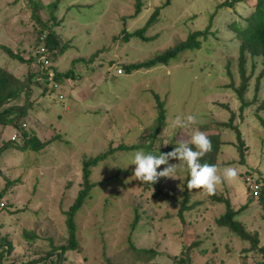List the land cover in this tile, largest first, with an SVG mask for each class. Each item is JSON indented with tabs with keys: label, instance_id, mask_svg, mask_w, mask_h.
I'll list each match as a JSON object with an SVG mask.
<instances>
[{
	"label": "rangeland",
	"instance_id": "rangeland-1",
	"mask_svg": "<svg viewBox=\"0 0 264 264\" xmlns=\"http://www.w3.org/2000/svg\"><path fill=\"white\" fill-rule=\"evenodd\" d=\"M54 1L0 0V45L24 58L34 56V36L39 25L31 17L37 12L40 22L48 21L51 18L49 5ZM142 1L145 8L125 23L122 18L133 13L132 0L58 2L54 12L58 23L50 25L53 23L50 21L48 27L60 36L62 51L58 55L56 50L49 52L52 57L56 55V59L51 58L45 69L49 74L52 69L59 73L70 71L74 76L64 79L57 88L51 83L39 86L32 81L27 92L30 105L26 116L20 118V122L27 125L24 131L34 133L46 146L40 152L22 149L20 132L13 125L0 123V202L6 206L0 209V246L6 249L4 239L10 241L15 264H49V260L44 263L38 259L45 256L50 242L56 246L63 243V211L80 187L82 157L96 156L109 149L110 143L112 148L120 144H146V134L154 126L156 117L151 92L164 101L167 126L158 136L162 138V150L178 132L181 136L192 134L198 130V125L226 121L229 113L215 103L228 104L231 110L238 107L231 90L222 88L230 83L227 72L236 84L239 81L238 45L227 26L234 21L243 27L244 18L252 12L256 0H238L230 9L233 15L227 8L218 10L213 23L219 42L213 35L208 37V41L217 46L209 41L206 47L185 52L167 66L126 74L122 67L146 61L185 39L188 33L206 29L209 16L225 0H172L170 6L161 10L158 22L146 31L147 37L157 36L156 39L149 42L135 38L127 42L120 40L122 30L131 33L141 29L153 9L165 0ZM41 45L37 48H43ZM0 67L17 78H22L27 71L36 75L41 72L35 56L25 65L1 50ZM263 68L261 59L247 62V75L252 76L246 95L249 100L264 97V77L256 89V79ZM118 69L122 73H118ZM41 87L47 90L46 94L41 93ZM188 114L196 117L194 124L172 128L171 123L177 116L183 118ZM243 117L240 128L249 148L245 164H239L238 152L232 145L234 134L229 130L221 132V139L227 145L218 157L221 164L218 169L222 174L224 168L235 167L238 177L218 185L216 191L230 199L238 221L247 231L256 232L260 246H264L263 212L255 200L247 199V187L241 176L247 167L264 175L263 133L253 116V108ZM13 137L16 143L12 142ZM141 149L148 153L143 147L117 151L92 169L90 180L98 185L76 217L80 251L67 252L62 264H105L103 255L113 264H148L134 254L137 251H131L127 237H131L136 250L156 252L149 264H172V256L184 252L182 246L193 240L199 242V248L207 250L204 255L194 251V264H252L261 260L260 253L249 251L248 242L214 223L224 207L209 206L203 189L194 195L205 203L197 204L185 216V223L170 217L177 213L182 195L177 184L180 185L183 178L175 173L174 178L161 179L173 191L180 188L173 198H151L138 184L135 165L131 164L134 153ZM151 154L158 155L157 152ZM169 164L174 163L169 160ZM166 166L161 165L157 171ZM135 211L139 219L132 229ZM25 231L27 236H23ZM32 234L37 236L34 241ZM1 261L7 264L6 258Z\"/></svg>",
	"mask_w": 264,
	"mask_h": 264
},
{
	"label": "trees",
	"instance_id": "trees-1",
	"mask_svg": "<svg viewBox=\"0 0 264 264\" xmlns=\"http://www.w3.org/2000/svg\"><path fill=\"white\" fill-rule=\"evenodd\" d=\"M59 1L61 0H55L54 3L49 5L51 18L48 21L40 22L36 14L37 12H34L31 17V19L35 20L39 25V28L36 29V33L34 36L33 52L35 57L37 56L36 51L40 49L37 48L40 43H42L41 46L47 54H49V52L54 53V51L56 50L58 55L62 51V49H60V36L55 35V32L51 31V28L48 27L50 25H55L58 23V21L55 22L56 17L54 16V12L58 7ZM132 1L133 13L129 16L123 17V23L126 22V19H133L137 17L142 11V9L145 8L142 0ZM237 1L238 0H225L223 4H219L215 8L216 11L214 10L215 12L211 16H209V25L206 27V29L202 31L197 30L188 33L185 39L176 41L173 46L163 50L161 53L156 54L154 57L147 59L146 61L122 67V71H124V73L126 74H130L131 72H136L139 70L148 71L157 66H167L172 61H174L177 56L188 51L200 50L203 46L206 47L207 44H209L210 42L212 43L213 41H208V37L212 35L214 36L215 40L219 42V39L217 37L218 33L217 31H214V26H216L213 23L215 20L214 15L221 8H227L229 10L233 9L237 4ZM240 1L245 2L246 0ZM171 2L172 0H165L161 6L155 7L152 13L150 14L149 18L147 19L145 25L141 29L135 30L131 33L122 30L120 34L123 36H121L122 38L120 40L127 42L130 39L135 38L143 42H149L151 40L156 39L157 36L147 37L145 35L146 31L148 29H151L158 22V17L161 14V10L170 6ZM30 3H32V1ZM230 12V15H233V12L231 10ZM50 21H52L53 23L49 25ZM244 21L245 25L243 27H240L234 21L232 22V24L227 26L232 31L231 35L235 37L233 38V40L236 41L238 45L236 67L239 81L238 84H236L230 72H227V76L230 79V83L226 87H222L223 89L231 90V94H233L234 98L238 101V107L235 110H231L228 104L215 103V105H217L221 109L226 110V112L229 113L228 119L224 122H210L197 126V129L203 132H217L216 134H207L208 138L211 140L212 143V151L205 154L200 161L201 163L214 164L217 166V168H219V166L221 165L220 163H218V157L220 154L223 153V147L227 145V143L221 139V132H223L224 130H229L234 134V142L232 143V145L234 149L238 152L239 164H245L246 152L249 150V148L243 136L240 125L244 122L243 116L245 112L250 108H253V116H255V118L261 125L263 133V138L261 141L262 143H264V117L262 116L264 115V97L259 99L257 98V96H255L252 100H249L246 97L247 93L249 92V83L252 79V76L247 75L246 65L248 60L261 59L264 62V0H256V4L252 12L249 14V16L244 18ZM217 25H221V23H217ZM41 37H43L42 40H40ZM213 43L215 46L218 45L215 42ZM0 50L8 54L13 59L19 61L21 64L25 65L26 62L30 64L34 57L33 55H29L28 58H24L22 54L14 53L11 49L3 45H0ZM53 58L55 60L56 55H54ZM228 66L229 64H227L226 67L228 68ZM49 72V70L45 69L42 71V74H40V72L36 75L35 73L27 71V73L22 78H17L7 69L0 67V123L13 125L14 129H16L17 132H20V135H22L23 139V146L21 147L22 149H29L33 152H40L46 146L45 142H42L37 137L33 136L34 133L25 132L24 129L27 125L25 122H20V118L26 116L27 107L30 105L28 102L27 92H29V90L31 89V82L33 81L36 84H39V86L41 84L50 83L51 85L55 84L59 86L62 84V81L64 79L67 80L73 78L74 76V74L70 71L65 73H59L55 71V69H52L53 78L49 80ZM263 77L264 68L256 79V89H258L259 83L260 81H262ZM41 90V93L43 95L46 94L47 90L45 88L43 89L41 87ZM151 95L155 102L154 109L156 112V117L154 119V126L152 127L150 132H147L146 134V144H120L117 148H112V143H110L109 149L104 150L102 153L89 158H87L86 156L82 157L80 187L72 203L65 211H63V243L61 245L56 246L53 242H50L48 245L49 249L45 253V256L39 258L38 261L47 263V261L49 260V264H62L64 262V257L67 252L80 251V241L77 236L76 217L82 207L91 198L92 190L98 185V182H93L90 180V176L92 169L95 168L100 162L106 160L109 156L114 155V153H116L117 151L128 152L143 147L148 153L157 152L159 155L171 152L174 147L178 146L181 142L189 143V145L191 146L190 138L192 134H185L181 136L178 132L174 135V137H172V139L169 140L165 150H162V138L158 136L165 130L167 126L164 110V101L162 100L160 95L154 92H151ZM237 120H240L239 124L236 123ZM12 142L16 143V139L12 140ZM156 144H158V147L156 146ZM170 160L177 165V170L175 173H177L178 177L183 178V182L180 184L181 186L177 184L182 190V195L180 196L181 198L178 201L177 213L171 216L168 215L167 217L170 216L173 218H177L181 220L182 223H185V216L190 214L195 209V206L197 204L203 202L205 203V201L200 200L196 195H194L197 193L198 190L199 194L202 189H188L187 182L188 179H190V173L187 170V166L182 161H178L176 159ZM181 167L182 169L181 171H179L178 169ZM163 169L164 168H162L161 171ZM241 176L244 182L246 178H249V180L255 183V185L257 186L256 197L252 196L253 191L247 188V199L255 200L257 202V205H259L261 211L263 212L262 217L264 219V175L259 170L247 167L245 172ZM161 179L164 180L165 178L161 177L155 184L152 185L150 183H143L138 180L137 182L144 192H149L150 197L153 199L159 196H163L169 199L173 198L175 193H177L180 188L176 187V190L173 191V189L167 188L163 184V181H161ZM204 192L206 193L205 200L207 199L208 203L210 204L209 206L221 205L224 207L223 213L214 220V223L228 230L229 233L239 237L241 240L248 242L250 244L249 251L257 252L262 255L261 260L257 261L255 264H264V246H260L258 234L256 232L247 231L244 226L238 221V214L232 206L230 199L226 195L218 191H216L215 194L211 195L208 194L205 190ZM1 199L2 196L0 192V200ZM2 203L4 202L2 201ZM5 207L6 206L4 203L0 209H4ZM138 219L139 215L137 214V211H135V220L131 225L132 229L135 227ZM27 233L28 232L25 231L23 233V236H27ZM31 237L33 241L37 238L36 234H32ZM127 240L130 245L131 251H137L134 254L139 256V258H143L144 261H146L148 264L156 255V252H154L153 249L136 250L132 243L131 237H127ZM27 241L31 242L30 239H27ZM4 243L7 248L3 249L2 246H0V264H3V260L1 261V258H6L7 264H15L11 258L12 253L14 251V247L11 245L10 241H8L7 238L4 239ZM182 249L184 250V252L181 251L180 254H175L172 256V264H194L192 259V254L194 253V251H197L201 255H204L207 252V250L199 248V242L197 240H193L190 244H184L182 246ZM103 259L105 260V264H113V262H111L107 256L103 255Z\"/></svg>",
	"mask_w": 264,
	"mask_h": 264
},
{
	"label": "clouds",
	"instance_id": "clouds-1",
	"mask_svg": "<svg viewBox=\"0 0 264 264\" xmlns=\"http://www.w3.org/2000/svg\"><path fill=\"white\" fill-rule=\"evenodd\" d=\"M47 55L53 58L51 55ZM52 86L53 88L58 87L55 84ZM60 99L62 98L60 97ZM195 122L196 117L192 114H188L183 118L177 116L172 121L171 126L173 129L187 128ZM190 144L191 146L189 143L181 142L178 146L174 147L171 152L159 155L145 153L142 149L136 151L131 161V164L135 165L134 176L136 180L152 185L161 177L174 178L177 165L169 164L170 159L182 161L187 166V170L190 173V179H188L187 182L188 189H203L210 195L215 194L218 185L238 177V171L235 167H226L222 170L221 174V170L218 169L216 165L200 162L205 154L212 151L211 140L205 132L200 130L194 131L191 135ZM161 165L167 166L164 167L162 171L158 172L157 169ZM246 180L244 183L248 188Z\"/></svg>",
	"mask_w": 264,
	"mask_h": 264
},
{
	"label": "built area",
	"instance_id": "built-area-1",
	"mask_svg": "<svg viewBox=\"0 0 264 264\" xmlns=\"http://www.w3.org/2000/svg\"><path fill=\"white\" fill-rule=\"evenodd\" d=\"M36 57H35V61L37 64H39L41 67V74L42 71L45 69V67L49 64V61L51 60V58L45 53V50L43 48H40L39 50L36 51ZM118 73H122L121 70L118 69L117 71ZM51 78H53L52 74H49V80H51ZM14 139H16V137H13ZM13 139V140H14ZM247 185L248 188L251 189L252 192V196L256 197L257 195V186L255 185V183L251 182L249 180V178H247ZM4 203H0V208L3 206Z\"/></svg>",
	"mask_w": 264,
	"mask_h": 264
}]
</instances>
